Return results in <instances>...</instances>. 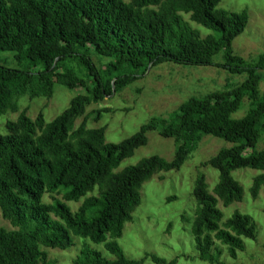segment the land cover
Listing matches in <instances>:
<instances>
[{
  "label": "trees",
  "instance_id": "16d2710c",
  "mask_svg": "<svg viewBox=\"0 0 264 264\" xmlns=\"http://www.w3.org/2000/svg\"><path fill=\"white\" fill-rule=\"evenodd\" d=\"M221 0H0V52H14L19 64L40 66L31 71L0 63V116L19 113L0 134V211L13 228L0 225V264H58L49 249L74 244L73 235L103 244L114 258L93 247H83L73 264H175L155 253L129 258L118 242L125 224L141 204L143 183L155 173L179 169L203 135L232 143L205 160L219 171L208 190L204 174L195 182L197 207L192 234L199 258L219 260L225 245L233 258L245 250V238L256 239L253 218L235 211L224 220L219 201L228 206L242 201L244 188L233 176L253 168V198L264 191V150L255 147L264 130V91L259 88L264 52L249 62L234 52L233 40L248 25L247 10L218 7ZM184 15H189V20ZM194 23L209 30H204ZM223 54L224 62L213 58ZM94 55L109 57L99 66ZM165 61L184 65H214L232 74H247L240 84L191 97L174 117H152L120 142H107L106 127H89L87 107L122 91ZM56 83L84 92L47 122L43 110L35 118L20 110L18 100L50 99ZM250 108L234 118L244 99ZM95 110L97 119L101 112ZM158 130L175 140L171 160L159 155L115 171L121 162L145 145L148 133ZM98 190L96 195H88ZM52 195V202L44 200ZM54 194H62L61 198ZM171 196L168 200L175 199ZM73 211L67 201L79 202Z\"/></svg>",
  "mask_w": 264,
  "mask_h": 264
},
{
  "label": "rangeland",
  "instance_id": "374dc122",
  "mask_svg": "<svg viewBox=\"0 0 264 264\" xmlns=\"http://www.w3.org/2000/svg\"><path fill=\"white\" fill-rule=\"evenodd\" d=\"M218 7L231 10H247L249 22L245 30L233 40V49L236 54L249 62H253L264 52V0H221ZM189 20V15H184ZM203 29L204 34L209 32L205 27L194 23ZM14 52H0V63L9 67L36 71L40 66L27 67L19 64ZM97 65L104 66L109 57L94 55ZM215 63L224 62L223 54L213 58ZM259 88L264 91V71ZM138 79L126 86L122 91H115L98 103L87 107L86 114L79 118L80 124L87 117L89 127H106L107 142H120L136 133L140 127L152 117H174L179 106L191 97L202 98L208 94L240 84L247 74H232L227 70L214 65H184L173 61H165L149 67L145 74L138 73ZM82 88L70 89L56 83L55 91L50 99L22 96L18 100L20 110L28 109L27 114L35 118L43 110L47 122L53 120L70 104V100ZM109 109L101 112L97 119L95 110ZM250 108V101L246 98L241 108L233 114L234 118L243 117ZM19 113L8 111L0 116V134H7L8 120L17 119ZM232 143L214 135H203L201 141L191 152L187 160L179 169L160 171L143 183L141 189V204L133 212V220L125 224L123 234L118 242L129 258H142L146 253H155L167 260L176 259L175 264H210L199 258L192 234V224L197 207L194 196L195 182L200 173L206 177L208 190L213 189L219 180V171L211 165L202 163L215 155L221 148L229 147ZM177 145L173 138L164 137L158 130L148 133V141L138 147L133 155L125 158L115 171L137 164L141 159L159 155L171 160ZM255 150H264V130L255 147ZM260 173L253 168H240L233 171V176L244 188L242 201H235L228 206L219 201L218 207L223 211L224 220L231 217L235 211L250 215L257 230L256 239L245 238V250H239L233 258L227 247L217 241L221 253L219 260L227 264H264V191L261 190L257 198H253L250 189L255 175ZM98 190L88 195H96ZM61 198L62 194H54ZM175 196L173 200L169 197ZM52 195L46 194L44 200L52 202ZM79 202L67 201L75 211ZM0 225L13 228L2 217L0 211ZM74 244L67 248L47 249L50 257L56 258L58 264H73V259L83 247L96 248L108 257L114 256L105 249L103 244L92 242L90 239L73 235ZM143 264H155L146 260Z\"/></svg>",
  "mask_w": 264,
  "mask_h": 264
}]
</instances>
